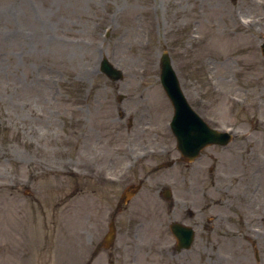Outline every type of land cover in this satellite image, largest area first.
<instances>
[{"label":"rangeland","instance_id":"1","mask_svg":"<svg viewBox=\"0 0 264 264\" xmlns=\"http://www.w3.org/2000/svg\"><path fill=\"white\" fill-rule=\"evenodd\" d=\"M263 43L264 0H0V240L23 244L22 264H264ZM164 52L193 107L234 132L188 167L137 153L154 131L176 151ZM146 177L117 256L92 259L89 233ZM172 221L197 230L176 256Z\"/></svg>","mask_w":264,"mask_h":264},{"label":"water","instance_id":"2","mask_svg":"<svg viewBox=\"0 0 264 264\" xmlns=\"http://www.w3.org/2000/svg\"><path fill=\"white\" fill-rule=\"evenodd\" d=\"M101 69L113 81H118L122 78V73L115 69L106 59L102 62ZM161 82L175 109L172 130L178 139V148L181 150L185 160H194L200 151L207 146H226L230 143L232 139L230 135L210 130L196 113L192 111L182 93L168 53H164L161 59ZM138 189V187H131L130 191H127L123 195L122 201L124 203L128 202ZM165 195L167 198L171 196L169 191ZM172 231L180 243L190 244L187 228L173 224ZM114 240L115 224L113 220L110 224V232L105 239V245L109 247Z\"/></svg>","mask_w":264,"mask_h":264},{"label":"flooded vegetation","instance_id":"3","mask_svg":"<svg viewBox=\"0 0 264 264\" xmlns=\"http://www.w3.org/2000/svg\"><path fill=\"white\" fill-rule=\"evenodd\" d=\"M160 139H161V132L154 131V132H150V135L144 138L145 141L148 140L146 143L144 142L140 143V146L143 147L142 150L149 152L146 158L150 156V157H154L155 159L162 158L163 160L173 159V161H178L180 159L178 153L173 149L171 145L160 142L159 141ZM179 163L181 162H177L176 164H179ZM174 164H171V165H174ZM184 166L188 167L189 165L185 164ZM148 177H146L140 182L147 180ZM124 209L126 210L125 206L121 207L120 211L122 212L124 211ZM115 211H119V206L116 207ZM183 222H186V221H183ZM83 233H85V231H83ZM95 239H96V234L94 232L89 233L90 244L93 245L94 247L93 252H92V259L94 260L96 259V257L101 255V252H102L101 247L103 244L102 240H98L96 244H94ZM5 240H8V239L0 240V241H3L0 243V264H22V262L25 263L27 257L25 256V253L24 254L22 253L23 244H21L20 242H18V244H15L11 240H8L10 241V243H5L4 242ZM82 241L84 242V238H82ZM26 245L28 244H24V246ZM131 247L132 245L128 243L124 247H121V248L124 250V252L128 251L130 253V254L128 253V256L135 263L137 262L138 257L140 256L139 255L140 253L137 249L134 250V253L133 252L131 253L130 251ZM136 247H138V245H136ZM171 252H172V255H175V256L177 255V250H176V246L174 245V243L172 244ZM108 253H109L110 258H114L117 256V251L115 247L111 248V250H109ZM47 264H49V262H47ZM111 264H114V262L112 261Z\"/></svg>","mask_w":264,"mask_h":264},{"label":"bare ground","instance_id":"4","mask_svg":"<svg viewBox=\"0 0 264 264\" xmlns=\"http://www.w3.org/2000/svg\"><path fill=\"white\" fill-rule=\"evenodd\" d=\"M179 30H181V28L179 29ZM195 42H197V39H193ZM199 40V39H198Z\"/></svg>","mask_w":264,"mask_h":264}]
</instances>
